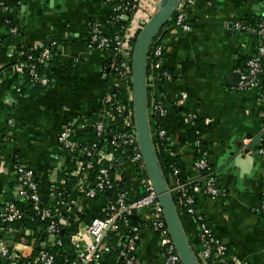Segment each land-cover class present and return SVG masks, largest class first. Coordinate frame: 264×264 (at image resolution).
<instances>
[{
  "label": "crops",
  "instance_id": "0c3cea01",
  "mask_svg": "<svg viewBox=\"0 0 264 264\" xmlns=\"http://www.w3.org/2000/svg\"><path fill=\"white\" fill-rule=\"evenodd\" d=\"M161 4L162 0H142V10L127 20L130 48L135 47L136 35ZM110 14L106 0H0V130L9 135L0 139V213L9 201H19V165L33 170L42 195L48 197L51 182L75 165L73 156L58 142L59 132L69 122L79 127L83 115L101 114L106 98L116 88L131 91V82L112 76L107 50L87 48L93 22L100 20L106 25ZM262 15L264 0H194L187 8L191 28L171 27L163 38L164 65L174 74L167 96L177 106L169 107L160 121L167 129L168 152L178 158L190 179L201 176L195 165L197 152L178 108L196 112L208 125L202 147L226 193L214 197L204 185L197 195L198 210L208 218L215 237L228 247L227 256L217 264H264V225L259 211L264 197V161L256 154L261 139L241 155L244 141L250 145L262 135L264 105L256 90L241 91L239 84L232 85L237 75L227 76L228 71L238 72L264 42L258 34L232 30L230 22L256 23ZM10 22L30 48L52 45L43 69L49 78L47 85L27 84L24 63L15 52L17 42L8 34ZM117 182L127 187L133 198L144 191L130 164L122 168ZM79 194L74 184L71 198L77 200ZM178 200L182 225L199 258V224ZM90 202L78 201L75 210L84 215L81 222L103 215L101 203L93 206ZM135 218L141 225L137 264H165L163 237L151 227L153 209H143ZM83 238L89 239L87 235ZM53 243L51 235L36 236L33 229L25 227L8 231L0 225V246L16 245L21 250L20 257L12 251L18 256L14 264H43L37 260L38 251L53 248ZM0 264H12L1 251Z\"/></svg>",
  "mask_w": 264,
  "mask_h": 264
},
{
  "label": "built area",
  "instance_id": "2783aa9c",
  "mask_svg": "<svg viewBox=\"0 0 264 264\" xmlns=\"http://www.w3.org/2000/svg\"><path fill=\"white\" fill-rule=\"evenodd\" d=\"M106 2L111 6L109 21H115L120 27L110 33L102 21L95 20L91 26L87 48L88 50L97 48L107 50L108 68L114 79L131 82L134 47L130 48L128 45L127 24L125 25L124 22L129 20L134 13L142 10V0H106ZM193 3L194 0H180L175 13L176 27L183 30L191 28L187 19V8ZM147 22L146 20L144 25ZM230 28L234 31H246L264 37V18H261L254 26L242 19H236L230 22ZM11 30L16 32L18 28L14 27ZM52 50V45H44L38 58L39 63H46ZM152 55L155 57L152 68L157 71L148 76V92L151 88L153 96L149 102L151 130L153 137L164 139L167 136V129L161 123L158 126L157 121H161L169 108L165 102L168 99L166 89L169 82L173 80V74L164 65L163 39L155 45ZM30 59L33 58L30 56ZM24 68L28 70L35 82L43 85L49 83V78L38 72L36 62L27 61L24 63ZM238 72L240 73L239 90H256L264 105V43L258 47L255 55L248 59L247 67L240 68ZM197 117L196 112L189 111L185 118L192 120ZM262 117L264 131V111H262ZM12 122L13 119L10 118L8 123ZM77 133L94 134L95 138L83 144L75 138ZM262 138L259 155L264 161ZM58 142L73 156L75 165L71 171L66 168L64 172L69 170L73 177L78 178L75 183L76 188L80 190L78 199L71 198L74 186L70 188L65 177L53 180L49 186L48 197L44 198L33 170L23 165L17 168L16 193L20 201L32 204L36 212V216H32L33 219L45 221L44 232L53 236V247L64 245L62 233L65 232V225L61 221L64 215L75 212L74 219L79 222V228L71 234L72 251L70 255L65 256V261L61 264H100L116 244L120 246L119 258L125 264H137L141 225L140 223L131 224V218L136 216L140 208L154 211L151 227L163 237L165 264H184L171 237L155 186L146 169L137 136L132 89L122 91L121 88H116L106 98L101 114L83 115L79 127L69 122L59 132ZM197 144L201 148L202 156L195 162V165L201 171V176L193 180H183L179 176L180 168L176 164H171L172 182L169 187L173 196L179 197L183 209L194 216L199 224L201 264H217L218 260L227 256L228 247L215 237L208 218L196 207L197 199L194 193L202 190L201 181H204L207 192L214 197L224 196L226 193L219 186L218 176L212 170L208 160V152L202 147V139H198ZM127 164L133 166L139 174L142 189L148 192V195L139 200L131 196L127 187L117 188V176ZM101 192H111L106 203L101 204L103 215L95 216L88 222H81L75 210L79 206L78 201L85 199L90 202ZM45 199L47 201L44 202ZM259 211L262 214L264 225V200L260 203ZM26 215L25 208L11 200L0 213L1 226L8 231L13 230L11 224L23 220ZM85 235L89 239L83 238ZM0 251L11 259L12 264L15 263L16 257L12 255V251L19 257V252H21L16 245L13 248L0 246ZM56 256L52 248H42L38 251L37 260L43 264H59Z\"/></svg>",
  "mask_w": 264,
  "mask_h": 264
},
{
  "label": "water",
  "instance_id": "95a60500",
  "mask_svg": "<svg viewBox=\"0 0 264 264\" xmlns=\"http://www.w3.org/2000/svg\"><path fill=\"white\" fill-rule=\"evenodd\" d=\"M179 2L180 0H162L160 8L141 29L137 36L133 51L131 83L138 141L148 175L155 186L157 197L162 207L171 237L184 264H201L185 233L177 204L169 187V182L166 180L161 169L158 151L152 135L149 114L147 70L149 51L157 33L163 29L175 15ZM236 75L237 82L232 85L239 84L240 73L233 70L227 72V76L229 77H235ZM263 136L264 131L261 137L257 138L252 144L247 145L243 142V146H241V155L251 151L253 146H255ZM256 154H259V150H257ZM146 195H148V192L143 191L135 200H139ZM138 212H142V209H138Z\"/></svg>",
  "mask_w": 264,
  "mask_h": 264
},
{
  "label": "trees",
  "instance_id": "16d2710c",
  "mask_svg": "<svg viewBox=\"0 0 264 264\" xmlns=\"http://www.w3.org/2000/svg\"><path fill=\"white\" fill-rule=\"evenodd\" d=\"M175 15L173 16V18L163 27V29H161L157 35L155 36L150 51H149V57H148V61H147V70H148V76L152 73H155L157 70H154L152 68V63L153 61H155V57L152 55V50L154 49L155 45L157 43H159V41H161L167 34H168V30L171 27L176 26L175 25ZM261 18H264V15H262L258 21L261 20ZM246 23H249L250 25L254 26L258 23V21L256 23H250L247 20H244ZM128 23V21H125L124 24L126 25ZM16 26H13V24L10 22L8 24V34L14 39V41H16L17 45H16V55H17V59L19 62H23V63H27V61H33L37 63V68H38V72L40 74H43V69L45 67V63L41 64L38 61L39 56L41 55V52L43 50V46H40L36 49H32L30 48L27 44H25L23 41L20 40V31L17 30L16 32H12V28H14ZM107 30L112 33L115 32L120 26L115 22V21H109L106 24ZM139 33V32H138ZM138 35V34H137ZM137 35L134 39V43L137 39ZM264 43V42H263ZM30 56L33 59H30ZM249 58H247V60H245L242 63L241 68H246L247 67V61ZM25 76H26V80H27V84H38L39 82H35L34 80H32V77L30 75V73L28 72V70H25ZM174 75V74H173ZM174 78V76H173ZM167 92V89H166ZM148 96H149V102H151L153 96H152V90L151 88H149V92H148ZM166 104L168 107H174L176 108V104L170 102L169 99H167ZM180 112V119L182 121V125H184V127L187 129L188 132V139L189 141L193 144V146L195 147V150L197 152V160L199 158H201L202 153L200 151V146L197 144V140L198 139H202L204 134L208 131V125L203 122L201 120V118L198 117L194 118L192 120H187L185 117L187 115V113H189V110L184 108V106L179 107L178 108ZM1 110V108H0ZM262 111H264V106ZM158 126L160 124V121H157ZM156 123V124H157ZM8 139L9 135L8 133H6V131L4 129L0 130V139ZM75 138L77 140H79L80 142H82L83 144H87L89 141L94 140V134H90L87 135L85 133H77V135L75 136ZM155 140V145L158 151V157H159V161H160V165H161V169L164 173V176L166 178V180L169 182V180L171 179V164H176L181 172L179 174L180 178L183 180H193L190 179L189 176H187V174H185V172L183 171V168L178 160L177 157L171 155L168 152V146H167V137H165L164 139H158L156 137H154ZM261 144L264 146V136L262 138ZM73 164H72V168H73ZM71 168V170H72ZM70 170V171H71ZM70 171H65L63 172L62 176L65 177L68 181V183L70 184V188H72L74 186V184L76 183V179L71 175ZM205 173V172H204ZM202 186H204V181L200 182ZM117 188L123 187L124 185L122 183L117 182ZM197 199V195L198 193H194ZM111 195V192H101L97 195V198L91 200V204L94 206V204H96V202H100L102 205H104L106 203V201L108 200V197ZM174 199L176 204H178V196L174 195ZM264 200V197L263 199ZM47 201V199L44 200V202ZM18 203L20 204L21 207L25 208V210L27 211V215L23 220H20L18 222H15L13 224H11V227H16V228H22L25 227L26 229L29 230H34L35 231V235L39 236L44 232V228H45V221L43 220H36L35 218L33 219L32 216H36V212L35 210H33L32 208V204H28V203H24L23 201H18ZM197 207V206H196ZM75 212H73V214L70 215H64L63 220L61 221V223L63 225H65V232L62 233V238L64 239V245L61 247L55 246L52 248V251H54L57 254V262L59 264L63 263L65 261V256L70 255L71 254V246H70V236L72 233L78 231V225L79 222L75 221ZM79 215V220L82 221L84 218V215ZM139 220L135 217L131 218V224H139ZM0 225H2L1 221H0ZM8 227V225H4ZM131 232V231H130ZM120 246L118 244H116L104 257V259L102 260V262L100 264H125L124 261L122 259L119 258V251H120ZM228 254V251H227ZM200 260V257H199ZM201 262V261H200Z\"/></svg>",
  "mask_w": 264,
  "mask_h": 264
}]
</instances>
